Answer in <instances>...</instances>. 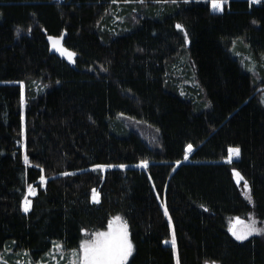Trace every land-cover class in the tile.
Instances as JSON below:
<instances>
[{"label": "trees", "instance_id": "trees-1", "mask_svg": "<svg viewBox=\"0 0 264 264\" xmlns=\"http://www.w3.org/2000/svg\"><path fill=\"white\" fill-rule=\"evenodd\" d=\"M210 1L0 0V250L36 259L54 242L71 249L120 213L127 264H264V235L238 241L227 228L250 208L234 171L264 219V0H227L223 11ZM118 8L136 18L118 27ZM183 57L199 98L170 71ZM118 114L153 126L159 146ZM229 147L240 149L231 163Z\"/></svg>", "mask_w": 264, "mask_h": 264}, {"label": "snow or ice", "instance_id": "snow-or-ice-1", "mask_svg": "<svg viewBox=\"0 0 264 264\" xmlns=\"http://www.w3.org/2000/svg\"><path fill=\"white\" fill-rule=\"evenodd\" d=\"M254 3H259L260 0H253ZM227 0H213L212 7L214 11H223L224 5ZM181 25H177V28H181ZM185 39L187 35L185 34ZM52 41L53 48L60 51L61 55L67 53V58L72 61L75 53L67 52L66 49L60 46V40L53 37H49ZM21 104H24L23 90H21ZM23 119V117H22ZM193 150V145L188 144L184 152V158L188 159L189 153ZM240 149L239 147H229L227 162L231 163L234 156L239 157ZM28 162L27 156H25V163ZM179 163V161H177ZM149 162L147 160H141L136 167L147 168ZM114 167L111 164L107 165H95L94 169H105ZM120 168L127 167L124 164L118 165ZM62 175H69V173H62ZM234 175L237 180V184L240 183L244 178L238 171H234ZM44 177L41 176V180L44 181ZM244 188L247 190V199L251 202V189L247 181H244ZM28 192L31 195H35V189L32 185H28ZM93 201L99 203L98 193L93 189ZM31 201L25 196L23 201V210L27 212L29 210ZM164 215L169 216L167 207H164ZM169 223L171 224V218L169 217ZM229 232L238 241H244L252 234H264V228H258L256 226L255 219L245 221L239 217L234 218V222L230 223ZM168 243V241H165ZM171 245L173 251L176 250V237L173 232L171 237ZM59 248L60 245H55ZM79 253H73L77 257V261L74 264H127L129 256L133 251V244L129 239L128 225L126 222L122 221L120 216L113 217L109 220L106 231H97L89 235L88 238L84 239L79 245ZM176 264H179V259L177 258Z\"/></svg>", "mask_w": 264, "mask_h": 264}, {"label": "rangeland", "instance_id": "rangeland-1", "mask_svg": "<svg viewBox=\"0 0 264 264\" xmlns=\"http://www.w3.org/2000/svg\"><path fill=\"white\" fill-rule=\"evenodd\" d=\"M210 2H211V8L213 9V7H212L213 0H211ZM116 5H118V7H119L121 5V3H118ZM109 13L113 15V19H114L113 22L116 21L118 23V27H119V22H122L123 26H125L126 25L125 23L130 22V20H134L136 18V15H137V13H132L129 16L130 17L129 20L127 19L128 16L120 17V16H118L119 8L117 9V12H110L109 11ZM177 25H181V24L177 23ZM179 29H181V31L183 33V38L185 41L184 45H187L186 43L188 42V38L185 39V31H184L183 27H181ZM232 45H234V44H232ZM241 45L245 46L246 44L244 41H242ZM67 52H70V51L67 50ZM63 56L67 58V53H65V55H63ZM181 60L183 61V66L178 65L176 63V64L171 66L170 71L172 72L175 79H179L180 89L183 90V93H190V92L192 93L194 91L197 92V90L201 89L199 84H198V81H197L196 77L193 76L190 69L185 67L184 63L186 62V59L183 57V59H181ZM41 83L42 82L34 79L33 81H31L30 85H32L35 88V91L38 92L39 86L41 85ZM20 85H21V90H23L24 104H25L26 99H25L24 84L22 82H20ZM201 91H202V89H201ZM201 91L197 92V94L193 95V96L198 97V93H200ZM24 104H23V106H24ZM208 107H209V102L206 99L204 109H207ZM117 117L128 128L138 132V134L148 143V145H150L151 147H154V148L159 146V134H158V131L153 126H151L150 124H148L142 120H138V119L126 116V115L118 114ZM227 157H228V152H227ZM227 157L225 158V161H227ZM237 158L238 157L234 156L232 158V160L237 159ZM186 160H188V159H185V161ZM235 180H236V177H235ZM236 182H237V180H236ZM238 186L241 190V193H242L244 199L249 204L250 208L247 212H245L241 215H235V216L228 217L227 218L228 230L230 227V223L234 222V218H236V217H239L240 219L245 220L246 222L249 220L255 219L256 226L258 228H264V219H259L253 210V206H254L253 200H251V202H250L247 199V190L244 188V180H241L240 183L238 184ZM29 194L30 193L28 192V189H27L25 196H27V198H28ZM23 201H24V199H23ZM22 207H23V203H22ZM116 216H120L122 218V221L126 222L125 218L120 213L112 215L109 220H111L113 217H116ZM107 225H108V223H107ZM107 225L103 229L83 230V236L80 238L77 246L74 248H71V249H64V248H62V246L59 242H54L48 251H46L39 258H36V259L32 258L27 251L13 250V248L11 246L5 245L0 250V264H74V262L77 261V257L73 253L74 252L79 253L80 243L84 239L88 238L89 235L94 233V232L106 231ZM254 234H256V233H254ZM261 235L263 236L264 234H261ZM55 245H60V247L57 248V247H55ZM77 264H78V262H77ZM205 264H218V262L207 261V262H205Z\"/></svg>", "mask_w": 264, "mask_h": 264}, {"label": "water", "instance_id": "water-1", "mask_svg": "<svg viewBox=\"0 0 264 264\" xmlns=\"http://www.w3.org/2000/svg\"><path fill=\"white\" fill-rule=\"evenodd\" d=\"M55 39H59V38H55ZM60 40V39H59ZM50 43H51V50L53 51V52H55V53H57V54H61L60 53V51H57V49L56 48H53V46H52V41L50 40ZM61 46V45H60ZM62 48H64L63 46H61ZM65 49V48H64ZM165 245L166 246H170L171 244H170V241H168V243H165Z\"/></svg>", "mask_w": 264, "mask_h": 264}]
</instances>
